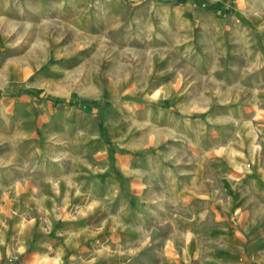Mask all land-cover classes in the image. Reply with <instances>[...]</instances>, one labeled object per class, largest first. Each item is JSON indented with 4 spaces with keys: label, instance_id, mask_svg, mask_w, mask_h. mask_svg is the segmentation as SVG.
<instances>
[{
    "label": "rangeland",
    "instance_id": "rangeland-1",
    "mask_svg": "<svg viewBox=\"0 0 264 264\" xmlns=\"http://www.w3.org/2000/svg\"><path fill=\"white\" fill-rule=\"evenodd\" d=\"M262 37L264 0H0V237L16 240L42 225L44 262L66 264L69 248L55 262L51 255L69 218L54 195L69 186L32 169L21 183L12 171L19 174L14 164L23 159L59 163L94 153L106 159L94 176L122 175L120 190L129 194L144 190L147 179L133 159L155 157L189 174L199 159L203 175H221L241 161L250 166L245 144L217 137L233 130L237 112L255 111L260 119V81L249 68L261 60ZM84 177L88 188L93 176ZM21 186L44 190L43 212L17 207ZM246 216L250 229L232 259L264 264L257 239L264 212ZM242 218L235 213V225ZM32 248L0 264H21ZM199 248L109 240L94 252L121 254L107 264H185L182 257L199 264Z\"/></svg>",
    "mask_w": 264,
    "mask_h": 264
},
{
    "label": "crops",
    "instance_id": "crops-1",
    "mask_svg": "<svg viewBox=\"0 0 264 264\" xmlns=\"http://www.w3.org/2000/svg\"><path fill=\"white\" fill-rule=\"evenodd\" d=\"M264 38L258 41L260 62L254 63L250 70L253 81H260L259 88L254 91L261 106L258 121L254 120L255 111H240L235 115L236 125L233 130L217 137L218 142L230 145L232 141L245 144L252 157L251 165L245 162L232 164L221 175L201 174L202 162L195 160L188 173L186 166L179 165L176 170H169L167 165L155 157L148 162L133 159L137 169L147 170L144 190L132 194L120 190L122 175L109 178L94 176L97 169L106 166V159H97L94 153L85 157L84 152L75 155V161L55 162L22 160L20 172L12 171L15 179H22L29 169L41 178H54L68 184V190H61L54 196L64 201L62 208L69 214L67 221L59 225L63 232L53 262L58 256H64L62 250L69 248L65 257L66 264H107L108 260H118L121 254L96 253L97 246H103L109 240L120 242L128 240L132 243H152L161 240L165 245H196L200 246L201 262L234 264L233 254L239 252L245 244L244 232L250 229L245 213L255 215L264 212ZM221 137V138H220ZM232 140V141H231ZM60 155L70 156L69 152L61 151ZM74 155V154H73ZM97 158H96V157ZM33 164V165H32ZM38 173V174H37ZM89 173L91 181L84 188V174ZM8 176L9 173H8ZM39 179V178H38ZM40 180V179H39ZM67 188V186H66ZM14 196L20 199L19 207L24 212H43L44 190L27 189L21 186ZM143 203H146L142 205ZM130 212L125 207L131 205ZM83 210V211H82ZM257 212V213H256ZM240 214L242 222L235 225L234 215ZM255 213V214H254ZM95 215V218L93 216ZM254 217V216H253ZM120 222V223H119ZM242 223V224H241ZM114 225V226H113ZM28 228L19 233L18 239H11L9 234L0 237V258L11 257L25 251L33 245L31 252L21 264H54L44 262L46 240L40 235L44 226ZM254 228V227H252ZM254 231V229H253ZM31 232V233H30ZM190 234L188 235V233ZM255 232H257L255 230ZM32 234V235H31ZM256 236L257 233H252ZM27 239V240H26ZM264 245V232L257 235ZM14 240V241H13ZM102 250V248H100ZM264 253V246H262ZM193 255V253H190ZM49 255V254H48ZM113 258V259H110ZM187 264V258L182 257ZM64 261V259H63ZM264 261V254L258 260ZM257 261V262H258ZM199 264H202V263ZM260 264V263H255Z\"/></svg>",
    "mask_w": 264,
    "mask_h": 264
},
{
    "label": "bare ground",
    "instance_id": "bare-ground-1",
    "mask_svg": "<svg viewBox=\"0 0 264 264\" xmlns=\"http://www.w3.org/2000/svg\"><path fill=\"white\" fill-rule=\"evenodd\" d=\"M249 90V89H248ZM83 211V210H82ZM261 211L262 210H260V214H261ZM257 213V212H256ZM255 214V213H254ZM29 222V221H28ZM31 224H32V222H30ZM120 223V222H119ZM114 226V225H113ZM27 227V226H26ZM28 229V228H27ZM26 230V229H25ZM28 231V230H27ZM31 233V232H30ZM32 235V234H31ZM27 240V239H26ZM135 250V249H134ZM112 252V251H111ZM55 255V254H54ZM47 257V256H46Z\"/></svg>",
    "mask_w": 264,
    "mask_h": 264
}]
</instances>
